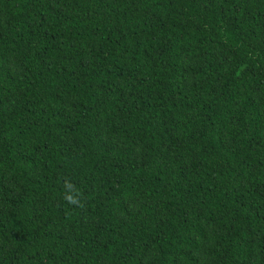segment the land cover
Returning <instances> with one entry per match:
<instances>
[{
  "label": "trees",
  "instance_id": "trees-1",
  "mask_svg": "<svg viewBox=\"0 0 264 264\" xmlns=\"http://www.w3.org/2000/svg\"><path fill=\"white\" fill-rule=\"evenodd\" d=\"M0 264H264V0H0Z\"/></svg>",
  "mask_w": 264,
  "mask_h": 264
}]
</instances>
